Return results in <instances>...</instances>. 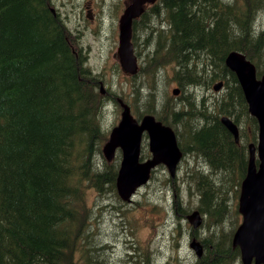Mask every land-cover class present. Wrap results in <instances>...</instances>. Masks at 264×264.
<instances>
[{
	"label": "trees",
	"instance_id": "obj_1",
	"mask_svg": "<svg viewBox=\"0 0 264 264\" xmlns=\"http://www.w3.org/2000/svg\"><path fill=\"white\" fill-rule=\"evenodd\" d=\"M71 31L52 0H0V264H108L111 246L100 245L94 206L122 202V156L105 158L111 131L101 119L110 104L121 111L118 98L126 96L110 87L102 94L105 79ZM133 44L132 94L136 102L141 92L147 97L135 114L171 127L184 157L202 166L184 178L206 230L202 238L191 230L203 247L195 264H242L233 238L259 124L225 60L243 53L264 75V0H158L134 21ZM169 70L185 91L160 99ZM223 117L238 126L239 143ZM173 179L179 217L187 208ZM133 253L135 264H152L148 251Z\"/></svg>",
	"mask_w": 264,
	"mask_h": 264
},
{
	"label": "rangeland",
	"instance_id": "obj_2",
	"mask_svg": "<svg viewBox=\"0 0 264 264\" xmlns=\"http://www.w3.org/2000/svg\"><path fill=\"white\" fill-rule=\"evenodd\" d=\"M52 2L73 35L79 38L80 44L88 54V65L96 73L103 75L104 89L110 87L112 91L124 94L127 104L134 109L133 113L137 117L135 114L137 107L134 105H142V108H145L147 97L141 92L137 102L134 100L131 77L122 70L118 56L119 19L131 0H52ZM138 47L144 51L142 35ZM167 74L172 80L171 82L166 80L164 85L159 86L160 99L161 95L166 93L170 97L174 89H179L180 93L181 89L184 90L173 81L171 70ZM156 90L157 86L153 85V91ZM121 114L119 107L110 104V109L101 119V125L105 130L112 131L119 125ZM145 153L146 148L143 146L140 155L143 163L146 162ZM201 167L197 159L195 162L192 157H188L186 163L181 161L178 164L177 174L173 180L177 187H180L179 190L183 191V206L187 208L184 216L192 214L198 204L197 197L194 193L190 194L188 184L184 181L185 174L190 168L202 169ZM149 175L148 182L137 191L132 202H123L119 197L122 202L109 199L94 206L97 215L95 230L100 245L111 246L106 253L108 264H135L130 254L132 251L133 254L148 251L152 264H195L197 257L190 248V243L195 238L193 232L191 233L192 226L186 217L183 218L182 213H179L178 217L174 212L171 188L173 183L168 181L171 176L169 170L164 165H159L151 168ZM113 204L120 206L122 210L112 206ZM101 208L105 209L98 216ZM198 230L200 238L204 237L206 230L202 227ZM197 240L200 241L198 238Z\"/></svg>",
	"mask_w": 264,
	"mask_h": 264
},
{
	"label": "water",
	"instance_id": "obj_3",
	"mask_svg": "<svg viewBox=\"0 0 264 264\" xmlns=\"http://www.w3.org/2000/svg\"><path fill=\"white\" fill-rule=\"evenodd\" d=\"M156 2L157 0H131L120 17L118 55L123 70L130 75H136L138 72V57L134 54L132 43L133 22L143 15L146 4ZM225 64L236 75L249 105V111L259 123L258 146L250 145L249 147V167L239 197V212L243 216V221L234 234L233 246L240 248L243 264H252L253 262L254 264H264V75L259 78L255 64L240 52L229 53ZM222 85L220 83L215 86V91L221 89ZM178 94L179 90H174V95ZM120 104L123 108L122 121L118 128H114L110 141L104 148V153L109 160H112L116 149L122 150L123 160L117 180V190L124 200H129L138 188L148 182L151 168L165 164L171 177H175L183 153L178 147L176 135L171 127L163 126L153 116H145L139 122L132 115L131 108L127 104L122 101ZM221 122L233 134L238 143L237 125L227 117L222 118ZM144 133L149 134L152 159L140 163ZM130 169L132 173H130ZM138 169L141 174L139 177H134L133 172H137ZM191 216L190 224L194 229H197L202 224L200 212L194 211ZM197 220L199 222H196ZM190 248L196 252L197 256H201L203 248L200 242L194 239Z\"/></svg>",
	"mask_w": 264,
	"mask_h": 264
},
{
	"label": "bare ground",
	"instance_id": "obj_4",
	"mask_svg": "<svg viewBox=\"0 0 264 264\" xmlns=\"http://www.w3.org/2000/svg\"><path fill=\"white\" fill-rule=\"evenodd\" d=\"M53 12H55V10H53ZM119 35H120V30H119ZM118 56H119V55H118ZM119 62H120V58H119ZM120 65H121V62H120ZM121 68H122V66H121ZM122 70H123V68H122ZM123 71H124V70H123ZM124 73L129 74V73L125 72V71H124ZM101 92H102V94H105V89H104L103 86H102V88H101ZM120 96H121V95H120ZM123 99L127 100L125 97H122V99H121V98H118L119 105H121V104H120V101H122L123 103L126 104V102H125ZM127 105H128V104H127ZM128 106H129V105H128ZM129 107H130V106H129ZM121 112H123V108H122ZM131 113H132L133 116H135L134 113L132 112V110H131ZM146 116H153V115H146ZM153 117L156 119L155 116H153ZM143 118H144V117H143ZM143 118H142V119H143ZM121 121H122V114H121ZM121 121H120V123H121ZM156 121H157V122H160V121H158L157 119H156ZM120 123H119V125H120ZM161 123H162V122H161ZM162 124H163V123H162ZM119 125H118L117 127H115V129L118 128ZM163 126H165V125H163ZM166 127H168V126H166ZM113 130H114V129H113ZM113 130H112L111 133H110V137H111V134H112ZM118 133H119V132H118ZM125 133H126V132H125ZM110 137H109V141H110ZM109 141H108V142H109ZM108 142H107V144H108ZM107 144H106V145H107ZM106 145H105V146H106ZM105 146H104V148H105ZM104 148H103V153H104ZM118 149H120V148H117V149H116V152H117ZM116 152H115V156H114V158H113L112 160H109V159L107 158L106 154L104 153V156H105V158L107 159L108 162H112V161L115 159V157L117 156V155H116ZM122 160H123V157H122ZM121 164H122V162H121ZM124 167H125V166H124ZM128 167H129V166H128ZM120 168H121V166H120ZM127 169H128V168H127ZM132 170H133V169H132ZM119 171H120V169H119ZM126 171H127V170H126ZM130 171H131V169H130ZM133 171H134V170H133ZM136 171H137V170H136ZM127 172H128V171H127ZM130 173H132V171H131ZM127 174H128V173H127ZM140 174H141V171H140L139 169H138L137 172H133V175H135L134 177H137V176L139 177ZM133 175H132V176H133ZM118 176H119V174H118ZM130 178H131V177H130ZM117 180H118V179H117ZM129 185H130V184H129ZM145 185H146V184L142 185L140 188H142V187L145 186ZM140 188H138V190H139ZM138 190H137V191H138ZM136 193H137V192H136ZM136 193H135V194H136ZM135 194H134L129 200H124V199L120 196V194L118 193V195H119V197L121 198V200H122L123 202H128V203L132 202V198L135 196ZM192 214H193V213H192ZM192 214H190V215L187 217V221L189 222V224H190L189 219H192V216H191ZM200 215H201V214H200ZM190 216H191V217H190ZM201 218H202V224H203V217L201 216ZM196 222H199V220H197ZM202 224H201L197 229H194L193 226H192L191 224H190V225L192 226V228H193L194 230H198V229L202 226ZM195 238H196V237H195ZM198 259H199V258H198Z\"/></svg>",
	"mask_w": 264,
	"mask_h": 264
},
{
	"label": "flooded vegetation",
	"instance_id": "obj_5",
	"mask_svg": "<svg viewBox=\"0 0 264 264\" xmlns=\"http://www.w3.org/2000/svg\"><path fill=\"white\" fill-rule=\"evenodd\" d=\"M57 10H58V8L57 7H55ZM58 12H59V10H58ZM60 13V12H59ZM61 14V13H60ZM63 17V16H62ZM127 75H129V74H127ZM102 86L105 88V86L102 84ZM105 93H106V91H105ZM127 104V103H126ZM129 106H130V104H129ZM120 107H121V110H122V106L120 105ZM130 108H131V110H132V107L130 106ZM133 112V111H132ZM134 117H136V116H134ZM164 125V124H163ZM116 155H121L122 157H123V152H122V150L121 149H118L117 150V152H116ZM191 230H192V227H191Z\"/></svg>",
	"mask_w": 264,
	"mask_h": 264
}]
</instances>
